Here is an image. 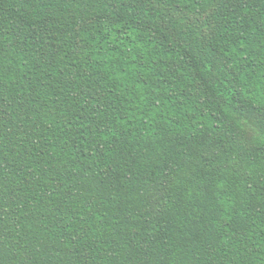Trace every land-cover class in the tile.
Listing matches in <instances>:
<instances>
[{
  "label": "trees",
  "instance_id": "obj_1",
  "mask_svg": "<svg viewBox=\"0 0 264 264\" xmlns=\"http://www.w3.org/2000/svg\"><path fill=\"white\" fill-rule=\"evenodd\" d=\"M0 264H264V0H0Z\"/></svg>",
  "mask_w": 264,
  "mask_h": 264
}]
</instances>
